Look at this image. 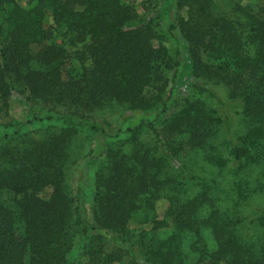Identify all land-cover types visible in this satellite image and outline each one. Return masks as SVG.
<instances>
[{
    "label": "trees",
    "instance_id": "trees-1",
    "mask_svg": "<svg viewBox=\"0 0 264 264\" xmlns=\"http://www.w3.org/2000/svg\"><path fill=\"white\" fill-rule=\"evenodd\" d=\"M144 1L0 0V264H264V0Z\"/></svg>",
    "mask_w": 264,
    "mask_h": 264
},
{
    "label": "rangeland",
    "instance_id": "rangeland-1",
    "mask_svg": "<svg viewBox=\"0 0 264 264\" xmlns=\"http://www.w3.org/2000/svg\"><path fill=\"white\" fill-rule=\"evenodd\" d=\"M18 3L22 8H29L30 6L33 5L34 0H17ZM124 3L133 6L138 15L143 16L146 14L148 10V6L144 0H122ZM222 5H228V10L231 12L232 15H238V17L244 19L248 15H255L258 11V1L257 0H219ZM175 9L174 2L172 0H165L161 6V17L164 22V25L167 26L169 22L173 18V12ZM45 29L50 31V34L52 36L56 35L53 32L54 25L52 22V17L50 14H47L45 22ZM56 41L58 44H63V46L67 49L68 53H70V57L66 62L65 65V71L79 68L80 66V60H78L77 56L75 55L76 51L81 47L79 46L78 48H74L70 46L69 44H66V41H63L62 38L57 37ZM34 52H37L40 50V47H34ZM191 83V67L188 62V58L186 55H183L182 57V69L179 75L178 83L176 85V91L179 95H183L186 90L189 88L188 85ZM212 89L215 91V93L221 97L222 99L227 98V91L223 86H214ZM12 113L14 117L17 120H23L25 118L24 115V109L21 105H13V110ZM147 116L137 113L133 115H125V118H129V120L125 121V124L127 127H134L136 126L140 120L145 119ZM124 118V119H125ZM240 118H236V124L238 121L237 129L240 130V123H239ZM123 121V120H122ZM122 123V122H121ZM124 124V123H123ZM145 138V139H144ZM143 139L146 143H151V138L147 136H143ZM103 147L100 143V141H97L95 146H94V155L98 156L102 153ZM52 193V190H46L41 194V197L43 198H49ZM257 204H264V196L262 199H259L256 201ZM88 206L90 203L88 202ZM169 208V202L166 200H161L157 202L156 204V213L158 216V219L161 221L164 219L167 210ZM130 227L132 229H138L140 226L136 223H131Z\"/></svg>",
    "mask_w": 264,
    "mask_h": 264
}]
</instances>
